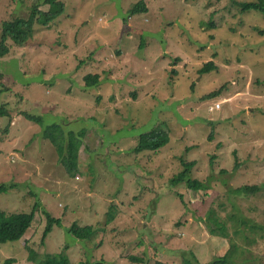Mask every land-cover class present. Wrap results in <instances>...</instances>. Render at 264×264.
I'll use <instances>...</instances> for the list:
<instances>
[{
	"label": "rangeland",
	"instance_id": "obj_1",
	"mask_svg": "<svg viewBox=\"0 0 264 264\" xmlns=\"http://www.w3.org/2000/svg\"><path fill=\"white\" fill-rule=\"evenodd\" d=\"M61 1V16L35 24L23 46L9 41L0 58V185L12 186L0 194L2 220L38 205L25 236L0 245V264H35L30 249L65 253L71 264H180L189 251L199 264L223 257L229 240L202 222L213 203L264 224V14L241 11L242 0ZM42 2L0 0V33L35 3L46 11ZM140 2L148 10L132 13ZM210 61L217 68L201 74ZM90 74L97 87L86 86ZM54 125L88 128L75 176L42 139ZM157 128L168 144L136 154L139 138ZM182 162L195 164L190 176L207 190L169 183ZM243 185L262 190L231 193ZM45 213L61 225L42 238ZM72 224L98 234L79 240ZM244 255L264 264V240Z\"/></svg>",
	"mask_w": 264,
	"mask_h": 264
},
{
	"label": "trees",
	"instance_id": "obj_2",
	"mask_svg": "<svg viewBox=\"0 0 264 264\" xmlns=\"http://www.w3.org/2000/svg\"><path fill=\"white\" fill-rule=\"evenodd\" d=\"M42 3L43 5H47L48 9L46 11L40 10L39 6L35 3L32 5L28 18H17L2 23L0 33V58L10 54L11 47L8 45L9 41L18 46L27 44L32 38L35 24L42 27L47 26L53 23L65 11V4L61 0H43ZM238 6L240 10L244 12L256 10L264 14V0H242L238 2ZM147 10L148 8L144 3L140 2L132 8L131 12L137 13ZM210 26L213 28L215 25L212 23ZM216 68L217 65L213 61H210L200 70V73H207ZM84 81L87 87H97L100 82V77L90 74L84 78ZM218 93L219 92L212 93L211 95L214 96ZM5 116V110L0 108V117ZM23 117L28 121L38 122V120L28 115L24 114ZM66 128L65 125H54L46 128L42 132V139L51 143L56 149L57 155L66 169V172L71 176H75L78 168L79 152L81 147L84 146L83 140L88 128L79 133L64 131ZM210 140H212V138H210ZM167 144L168 135L166 131L157 128L142 135L134 151L136 154H142L144 152L155 153L160 151ZM193 167H195L194 163L188 164L182 162V170L178 175L172 177L169 183L172 186L184 183L194 192L207 190L209 188L208 184L191 178L190 175ZM11 189L12 186L2 184L0 185V194L7 193ZM261 190V186L243 185L233 189L231 193L235 195H256ZM216 202L217 204L213 203L212 206H210L206 218L202 222L206 225L210 235L229 240V250L223 257L207 264H258L255 262V257L247 259L246 257L243 258V256H245L244 253L249 252V247H252L260 240H264V224L257 225L253 222H247L234 213L235 208L233 205H231V210L228 212L224 202ZM37 208L38 205L35 204L30 213L18 215L14 223H4L0 210V245L8 242L20 241L31 228ZM44 215L47 226H45L42 238L48 236L53 230L54 225H61L60 220H55L46 213ZM68 232L79 240H93L98 234L97 229L93 226H80L78 224H72ZM233 238L241 239L243 244L238 245ZM29 258L30 261L35 264H71L69 257L65 253L37 256V253L30 249ZM129 258L134 262H143L142 259L137 257ZM15 261V259H6L2 264H14ZM180 264H199V262L196 255L192 251H189V253L182 256Z\"/></svg>",
	"mask_w": 264,
	"mask_h": 264
}]
</instances>
